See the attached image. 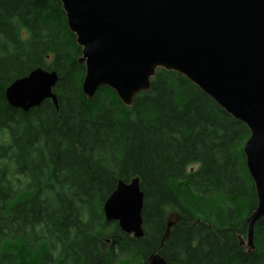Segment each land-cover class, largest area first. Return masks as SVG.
Wrapping results in <instances>:
<instances>
[{
  "label": "trees",
  "instance_id": "16d2710c",
  "mask_svg": "<svg viewBox=\"0 0 264 264\" xmlns=\"http://www.w3.org/2000/svg\"><path fill=\"white\" fill-rule=\"evenodd\" d=\"M65 21L57 0H0V264H146L156 252L167 264H264V218L252 251L237 237L256 206L247 128L164 70L130 107L106 87L87 99ZM37 68L57 74V107L12 108L8 85ZM132 178L143 193L139 239L103 214ZM195 199L223 200L220 219L200 216L187 205ZM167 209L180 221L160 248Z\"/></svg>",
  "mask_w": 264,
  "mask_h": 264
},
{
  "label": "water",
  "instance_id": "95a60500",
  "mask_svg": "<svg viewBox=\"0 0 264 264\" xmlns=\"http://www.w3.org/2000/svg\"><path fill=\"white\" fill-rule=\"evenodd\" d=\"M84 66L81 91L90 99L102 87L123 106L147 92L158 70L190 81L249 132L242 154L256 206L246 218L245 240L254 249L255 223L264 218V0H57ZM58 77L37 68L8 85L5 100L28 112L50 100ZM140 180L117 186L103 204L106 221L143 237ZM180 221L166 216L160 248ZM146 264H167L156 252Z\"/></svg>",
  "mask_w": 264,
  "mask_h": 264
},
{
  "label": "rangeland",
  "instance_id": "374dc122",
  "mask_svg": "<svg viewBox=\"0 0 264 264\" xmlns=\"http://www.w3.org/2000/svg\"><path fill=\"white\" fill-rule=\"evenodd\" d=\"M195 167H197V165H195L194 168ZM220 199H218L217 202L213 201L212 199L206 200V201H208V203H202V204L199 203V201H197L195 199V200L188 201L189 203L187 205H189L191 208L196 207L197 209L201 210L200 216H202V217L208 218V216H209L210 219H212V218L213 219H220L219 215L221 213H219V211H222V206H224L223 200H220ZM194 202H196L197 204H195ZM216 203H218V204H216ZM167 210H168V213H171L169 209H167ZM172 213H174V212H172ZM182 213H184V212L181 211V214ZM199 219H201V218H199ZM239 237H241V236H239ZM244 240H245V238H244Z\"/></svg>",
  "mask_w": 264,
  "mask_h": 264
},
{
  "label": "flooded vegetation",
  "instance_id": "af4514ba",
  "mask_svg": "<svg viewBox=\"0 0 264 264\" xmlns=\"http://www.w3.org/2000/svg\"><path fill=\"white\" fill-rule=\"evenodd\" d=\"M243 238H245V236H244ZM245 247H246V243L244 242V245H242L241 248L244 249V250L248 253V251H247V249H245ZM251 251H252V250H251ZM249 252H250V251H249Z\"/></svg>",
  "mask_w": 264,
  "mask_h": 264
}]
</instances>
